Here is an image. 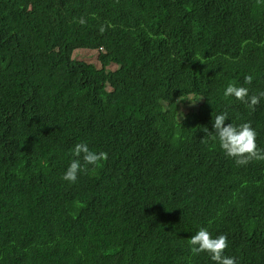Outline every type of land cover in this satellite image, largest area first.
<instances>
[{
	"label": "trees",
	"instance_id": "16d2710c",
	"mask_svg": "<svg viewBox=\"0 0 264 264\" xmlns=\"http://www.w3.org/2000/svg\"><path fill=\"white\" fill-rule=\"evenodd\" d=\"M230 83L264 91V0H0V264H215L201 227L264 264V161L213 128L250 121L264 149V98ZM77 143L107 160L72 183Z\"/></svg>",
	"mask_w": 264,
	"mask_h": 264
},
{
	"label": "clouds",
	"instance_id": "9594fccd",
	"mask_svg": "<svg viewBox=\"0 0 264 264\" xmlns=\"http://www.w3.org/2000/svg\"><path fill=\"white\" fill-rule=\"evenodd\" d=\"M85 23L83 18L79 21ZM105 29L101 27L103 32ZM203 63L202 61H200ZM245 84H251L253 77L246 75ZM224 96H234L237 100L246 104L251 110H255V107L260 103L261 98H264V91H260L259 94H253L249 97V88L244 86H237L234 83L228 84L224 91ZM202 97L195 100V102ZM189 100V99H188ZM192 102V103H195ZM228 118L227 112L218 114L214 117L213 128L215 129V136L219 139V144L222 150L228 157L234 158L235 163L238 166H246L253 160L264 161V149H260L257 145V132L252 127L251 122H244L239 125L232 123L225 124V120ZM205 136L211 135L213 132H209L206 126L202 127ZM215 138V137H214ZM73 156L77 159H73L70 165L67 167L62 179L68 182H76L78 175L81 172H87L88 165L96 167L102 166L101 161L107 160L106 152L96 153L91 151L86 143L75 144L73 150ZM83 154V163L79 157ZM122 162V158L118 161ZM190 251L193 255L200 253H208L215 264H237L235 257L226 256L225 250L228 248V238L224 234H220L213 238L212 234L204 227H201L194 235L188 240Z\"/></svg>",
	"mask_w": 264,
	"mask_h": 264
},
{
	"label": "rangeland",
	"instance_id": "374dc122",
	"mask_svg": "<svg viewBox=\"0 0 264 264\" xmlns=\"http://www.w3.org/2000/svg\"><path fill=\"white\" fill-rule=\"evenodd\" d=\"M73 58L76 60H82L85 62H89L92 64L97 65L98 67L100 66L98 59H97V51L96 50H91V49H77L73 53ZM108 69L114 70L115 69V64H111L107 67ZM196 104L193 103H179V106L183 111L190 110L191 108H194Z\"/></svg>",
	"mask_w": 264,
	"mask_h": 264
}]
</instances>
